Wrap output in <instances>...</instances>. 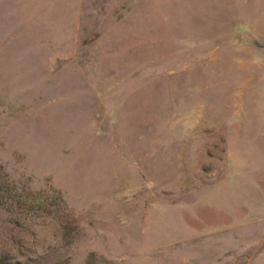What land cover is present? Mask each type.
<instances>
[{"label": "rangeland", "instance_id": "obj_1", "mask_svg": "<svg viewBox=\"0 0 264 264\" xmlns=\"http://www.w3.org/2000/svg\"><path fill=\"white\" fill-rule=\"evenodd\" d=\"M264 264V0H0V264Z\"/></svg>", "mask_w": 264, "mask_h": 264}, {"label": "trees", "instance_id": "obj_2", "mask_svg": "<svg viewBox=\"0 0 264 264\" xmlns=\"http://www.w3.org/2000/svg\"><path fill=\"white\" fill-rule=\"evenodd\" d=\"M1 264H6V262L3 263V261H1Z\"/></svg>", "mask_w": 264, "mask_h": 264}]
</instances>
